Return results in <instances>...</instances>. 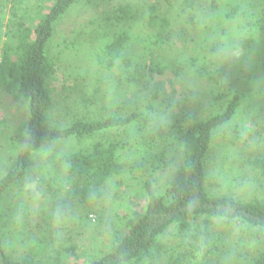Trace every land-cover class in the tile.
Instances as JSON below:
<instances>
[{
	"label": "trees",
	"instance_id": "1",
	"mask_svg": "<svg viewBox=\"0 0 264 264\" xmlns=\"http://www.w3.org/2000/svg\"><path fill=\"white\" fill-rule=\"evenodd\" d=\"M159 1L163 9L155 0H0L1 32L8 5L12 15L0 107L4 115L27 111L0 177V264H264V194L236 192L254 177L237 125L256 97L246 93L264 85V0H186L188 21L205 20L209 32L182 47L173 40L175 0ZM76 9L80 21L92 16L79 30L67 20ZM143 36L153 48L140 54ZM228 49L239 61L223 58ZM253 56L262 68L250 73ZM168 71L170 89L158 77ZM247 84L254 87L244 91ZM215 90L225 102L206 111L202 101ZM10 123L2 117L0 129ZM47 152L48 163L63 167L62 186L42 187L53 205L33 226L6 199L47 167ZM251 160L264 174V154ZM72 225L81 241L68 236Z\"/></svg>",
	"mask_w": 264,
	"mask_h": 264
},
{
	"label": "rangeland",
	"instance_id": "2",
	"mask_svg": "<svg viewBox=\"0 0 264 264\" xmlns=\"http://www.w3.org/2000/svg\"><path fill=\"white\" fill-rule=\"evenodd\" d=\"M33 1V0H32ZM116 2L118 1H125V0H115ZM133 1L134 3H140L143 0H130ZM146 1V0H145ZM149 2V0H147ZM196 2V1H195ZM160 9H163V3L160 2L159 0H155L154 4H158ZM162 3V4H161ZM197 3V2H196ZM175 7H174V22H173V28L177 32V36L173 39L177 47H182L183 42L186 41L187 44L191 42L190 38H194L197 40H202L209 31L207 30L206 21L198 19L194 24H191L192 22H189V15H190V6L186 4V0H175L174 1ZM184 4L183 8L182 5ZM186 9V11H182ZM79 9H76L71 13L68 17V25L71 26V29L76 28V30H79L78 28H82L84 23H87L89 19H92V16L88 12H83L79 20V15H78ZM11 10L9 5L7 6L4 14V20H3V31L1 32L0 29V52L2 49V40L4 39L3 35L5 33V30L7 28V22H9V19L11 17ZM1 19V17H0ZM238 24V22H237ZM237 24L233 22H227L226 27H230L231 30H236L238 27L236 26ZM239 25V24H238ZM185 26V29L188 30L189 34H186L183 30V27ZM232 27V28H231ZM87 29L86 25L83 27V29ZM63 28L61 27V31H59L60 36L64 33L62 30ZM190 29V31H189ZM182 30L184 33L179 32ZM59 36V37H60ZM261 37V35H257ZM143 40L141 41L140 44L136 45L137 50L139 51L140 54H144V50L146 48H153L149 44V41L147 39V36H143ZM173 45L172 46H176ZM247 50V49H246ZM245 50V52H246ZM156 53H160L159 51H156ZM237 52L235 49H228L225 52V55H223L224 59L227 60H234V58L239 61V58L236 56ZM147 60L149 61V55L145 56ZM250 63L247 64L246 67L250 73H253V71L256 72L260 71L262 68V62L260 60L258 61V66L256 62L254 63V56L249 59ZM256 64V65H255ZM160 79H163L165 81L166 87L168 89L172 88V81L175 80V75L172 74L171 72H166L164 74L158 75ZM261 77V76H260ZM62 81L63 77L61 73L57 74L56 81L54 82V87L56 92L61 88L62 86ZM260 85V84H259ZM254 86L252 84H247L245 87H243L244 91L248 90V88H253ZM178 92L182 94V90H180V85H177ZM254 91L256 93V97L254 99V103L252 102V107L246 106L242 110V107L239 112H242V115L245 116V121L243 122L242 119L238 120V131L241 129L242 133V140L241 142L238 143L237 147L244 149V154L242 156V162L245 164V166H248L250 168V175L253 174L254 177L250 179V177H246L247 181H244L242 183H239L237 186L236 192L240 193L239 196L241 198H247L249 199L252 194H264V174L260 173V170H258L257 165L255 164V160H251L258 158L259 155L264 154V85L263 81L261 79V86L257 87L256 89H249V91L246 93L248 94L249 92ZM0 92V106L3 104V101H8L5 97L1 96ZM227 98V97H226ZM250 98V95H246V99ZM209 100V105L206 107V111H209L212 109V104L221 106L225 102V99L221 100L219 95L216 94L215 90V95L208 97L207 99H203L202 102L208 101ZM5 107H0V119L2 117H6L9 119L10 127L7 128L6 130L0 129V177L3 176L7 169L10 162L11 156H13V150L14 146L9 142L10 136L13 134V129L17 125V122L23 121L24 118H27V111L26 109L20 110V112L16 111L17 109L15 108L14 112H9L7 111L6 114L4 115ZM16 111V112H15ZM242 120V121H241ZM242 126V127H241ZM233 127V126H231ZM230 127V128H231ZM230 128L226 129V132H231L228 137H230L229 140L233 139V133L235 130H230ZM219 137V136H218ZM217 137V138H218ZM224 136H221L217 139L218 143L223 144V141H225ZM66 143H63V146ZM62 150L55 152L53 150L52 154L53 155H59ZM44 155H40L41 161L45 160L46 157L45 155H50L48 152L43 153ZM234 156L238 155V152L235 150L232 153ZM235 161V160H234ZM45 163H47L46 166H38L39 168L36 169V173L34 177L30 178L26 182H24L23 185V192H20L19 194H13L10 195L6 199V203H10L12 201L15 206H19L20 210L24 209L27 213H29V220L31 222V225H36L37 223L42 222L41 218V212L43 208H47L48 204L53 205V202H48V200L51 199L50 196H48V193L42 189V187L45 190H48L50 187V184L53 187H60L62 186V178H63V167L62 166H57L55 163H48L45 160ZM50 170L52 174H47L46 171ZM49 172V171H48ZM48 179V181H47ZM242 179V178H241ZM136 193V192H135ZM137 195L135 194L133 197V200H135V197ZM43 207V208H42ZM102 208L103 214H105V208ZM95 214L93 215V218L95 219ZM38 225V224H37ZM19 226V225H18ZM218 229H221L223 231V224L218 223ZM241 226H235L236 229H239ZM70 228V227H69ZM71 233L68 236L73 237L74 241H81L82 240V232L80 229V225H72L71 228ZM225 232V231H223ZM234 232H231L230 234V242H232L234 238Z\"/></svg>",
	"mask_w": 264,
	"mask_h": 264
}]
</instances>
